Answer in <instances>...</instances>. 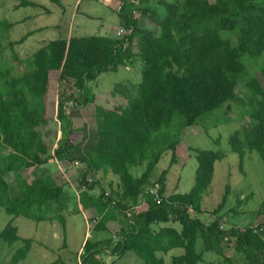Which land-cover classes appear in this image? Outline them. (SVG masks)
Segmentation results:
<instances>
[{"label":"trees","instance_id":"1","mask_svg":"<svg viewBox=\"0 0 264 264\" xmlns=\"http://www.w3.org/2000/svg\"><path fill=\"white\" fill-rule=\"evenodd\" d=\"M51 1L61 4L60 0ZM115 1L119 24L127 30L121 37L51 40L30 56L13 55L22 67L19 70L4 59L3 42L12 47L30 34L10 40L9 31L19 22L0 19V206L8 215L35 222L57 219L64 230V217L52 214L53 206L61 204L62 186L50 185L36 174L28 179L24 173L54 158L68 163L78 160L82 164L77 168L79 187L87 192L96 185L99 189L97 215L109 208L126 219L113 251H132L143 264H197L203 261V253L210 251L222 258L218 264H236L225 255L224 247L233 244L246 264H264V218L245 227H225L223 217L217 216L225 205L229 185L212 210L216 217L208 223L199 217L202 195L211 183L214 163L224 157L222 151L196 150L194 182L185 193H165L167 168L150 181L163 151L171 150L170 165L175 163V138L182 129L232 101H244L249 117L242 130L229 136L239 167L252 150L264 162V86L247 65L258 62L264 83V0ZM20 6L39 4L20 0L16 8ZM221 32L230 33L225 38ZM136 61L142 63L140 80L130 87L115 86L126 103L112 107L96 103L89 84L101 73ZM241 82L247 100L237 92ZM88 103L94 104L97 140L81 150L86 134L73 127L68 111ZM170 126L173 131L163 133L158 141L157 133ZM59 131L61 136L54 145ZM143 164L141 174L134 176L132 167ZM107 170L117 176L116 187L110 184V190H105L98 179L87 180L91 173ZM155 182L160 203L146 191ZM106 191L108 195H104ZM138 205L127 217L126 210ZM107 221L108 216H102L94 228L106 230ZM0 239L10 245L23 241L11 258L13 264L29 250L30 240L20 239L11 222L0 231ZM111 243V238L87 239L82 263L104 264L95 256ZM173 248H181L182 253L166 261L164 254Z\"/></svg>","mask_w":264,"mask_h":264},{"label":"rangeland","instance_id":"2","mask_svg":"<svg viewBox=\"0 0 264 264\" xmlns=\"http://www.w3.org/2000/svg\"><path fill=\"white\" fill-rule=\"evenodd\" d=\"M29 1L39 4V6H20L16 8L20 0H0V19H6L11 23L19 22L14 29H10L9 39L17 40L25 34H30L22 43L12 47L9 46L8 41L3 42V57L12 62L17 70L22 67L13 60V55L24 58L30 56L51 40L64 39L70 36H115V31L119 27L120 19L115 0H60V5L51 0ZM229 33L221 32V35L226 38ZM261 61H259L260 64ZM247 65L249 72L255 75L264 86L258 71V62L249 61ZM128 67L129 69L121 66L116 71L101 73L94 82L89 84L92 92L96 93L98 104L104 105L105 99H111L105 93L107 89L113 91L118 83H133L140 80L141 63L138 61ZM237 92L241 98L247 100V92L242 82L238 84ZM245 104L244 101L228 102L198 118L194 125L182 129L175 138L177 141L175 163L170 165L171 150L163 151L150 179L151 182L155 181L159 174L167 168L165 193H185L190 190L194 182V173L197 167L196 150L213 149L222 151L224 157L214 163L211 183L201 198L199 217L204 222L208 223L216 217L212 215V210L220 202L226 185H229L230 191L225 205L217 214V216L221 215L223 217L222 223L225 227L232 225L245 227L256 224L264 218V162L258 153L252 150L245 154L243 163L239 167L238 155L232 151L229 145L230 134L242 130L249 121V117L245 113ZM85 111H87L85 115L89 114L85 123L82 124L76 118L72 119V125L75 128L81 127L86 134L81 150L91 147L95 138H97L94 129L93 109L89 107ZM56 127H58L57 124ZM161 131L157 133L158 141L162 140L163 133L173 131V126ZM166 139L170 140L172 136ZM143 169L144 164L132 167L131 173L134 176H139ZM107 173L108 176L113 178L114 183H117V176L108 170ZM89 176L95 178L92 173ZM82 190L84 191V189ZM85 193L87 194V192ZM190 215L194 216L195 214L192 211ZM9 222L17 226L18 236L36 243L41 241L47 244L50 249L54 248L55 252L59 253L64 259H68L69 256L74 258L76 250L88 238L85 235L86 223L80 213H75L72 217L66 216L67 249L61 248L63 239L53 236L54 231L58 233V229L54 230L55 228L51 227L49 223L35 222L23 216L14 218L8 215L4 208L0 206V231ZM173 224L178 227L177 223ZM34 242L31 246L36 247ZM3 243L0 240V264H7L10 255ZM224 248L226 252L233 253L234 245L230 244ZM198 249H201V241L198 243ZM180 253H182L181 249H173V255ZM38 254H40L39 251L31 254L33 256L30 255L28 261H33ZM129 256L132 258L129 257L123 264H138L140 262L133 255ZM202 259L203 261L197 264H216L221 261L218 255L210 251L204 252Z\"/></svg>","mask_w":264,"mask_h":264},{"label":"crops","instance_id":"3","mask_svg":"<svg viewBox=\"0 0 264 264\" xmlns=\"http://www.w3.org/2000/svg\"><path fill=\"white\" fill-rule=\"evenodd\" d=\"M117 9H119L118 6H117ZM118 26H120V24ZM137 62L138 61H136L135 63ZM133 64H127L125 67L129 69L128 66L133 65ZM140 78H141V74H140ZM137 82H133V83L125 82V84L123 85L130 87ZM105 93L106 95H109L108 97L111 99H108V98L105 99L104 105L100 103L103 106L110 107L113 105L126 103V99L116 89L113 91H110L107 89ZM70 103L71 102H69V104ZM96 103H99V101L96 100ZM110 103L111 105H109ZM89 107H92L93 109V120H94V125H95V118H94L95 109H94V104L92 103H88L87 105H84V106H72L68 111L71 117V120L73 118H76L78 121L82 122V124L85 123L88 120L87 116L89 115V114L85 115V112H87L85 110L89 109ZM95 127L96 126H94V129ZM78 129H82V128L80 127ZM58 133L59 134L55 139L54 145H57L56 142L61 136V132L59 131ZM96 140L97 138H95L94 142ZM35 174L39 176H43L45 181L50 185L62 186L64 194H63V197L61 198V204L53 206L52 214L57 213L64 217V221H65L64 230L60 222L57 219L53 221H43V222L49 223L51 227H54L55 228L54 230L58 229V233L54 231L53 236L56 238L63 239V242L61 244L62 249L64 248L67 249L66 234H65L66 233V216L72 217V215H75V213H80L83 217L84 222L86 223L87 230L85 232V235L88 236L87 239H89L92 242L105 240L108 238L112 239L111 246L106 247L104 249H100V252L95 256L97 259H102L104 264H123L125 261L129 259V257H131L129 255H133V257H136L137 259H139L140 262L138 264H143V261L139 257H137L132 251H126L125 253H121L120 251H113L116 241H118L121 237L120 230H121V227L124 225L126 219L122 215V213L118 212L117 210L111 213L109 211V208H107L105 212H103L101 215H97L95 197L97 196L96 193L99 191V189L96 185L93 190H91L90 192H87L84 187L83 188L79 187L80 185H79V179H78V175H79L78 169L74 167L72 163H68V162H65L64 160L56 159V158L50 159L47 163L41 166L29 168L24 173V176L28 177V179H31L34 177ZM94 177L96 180L97 179L99 180L100 184L104 187L105 190H110V184H112L113 187L117 186V183H114L113 178L108 176L107 172L104 173V172L99 171L97 174H94ZM82 189H84V191ZM85 192H87V194ZM90 194L94 196H91ZM96 215L100 216V219L102 216H108V221L106 222V228H107L106 230H96L94 228V225L91 223V221ZM163 225H167V224H160L159 226H163ZM172 225L174 226L173 223ZM159 226L157 225L156 228ZM15 227L17 228V226ZM175 228L179 230L180 226L178 225V227H175ZM19 238L26 239L20 236ZM87 239H85L84 242ZM2 241L4 242L3 245H5V249H7L10 255L9 262L7 264H13L11 263V258L13 254L15 253V251L23 245V241L18 240L11 245L7 244L4 240ZM30 241L32 242V240ZM31 242H30L29 250L27 254L25 255V257L19 262H17L16 264H83L82 263V252H83L84 242H82L78 250H76V254L74 258L72 256H69L68 259L62 258V256L59 253L55 252L56 250H54V248L50 249L47 244L41 241L37 243L33 241L36 247H34L33 245L31 246V244L33 243ZM173 249H176V248H173ZM173 249H170L167 253L164 254L163 257L166 261H169L171 259V256L173 255ZM37 251H39L40 254H38V256L36 255L34 256L38 258L35 257L33 261L31 262L28 261L30 259L29 258L30 255L34 254V252H37ZM225 255L233 258L236 264H246V260L243 258V256L238 254L234 249H233V253H228L225 251ZM219 258L221 260L220 261L221 263L222 258L220 256ZM91 263L94 264V262H91Z\"/></svg>","mask_w":264,"mask_h":264},{"label":"built area","instance_id":"4","mask_svg":"<svg viewBox=\"0 0 264 264\" xmlns=\"http://www.w3.org/2000/svg\"><path fill=\"white\" fill-rule=\"evenodd\" d=\"M127 32V30L124 28V27H122V26H119L117 29H116V31H115V36L116 37H121L123 34H125ZM72 165L74 166V167H80L82 164H81V162L80 161H78V160H73L72 161ZM95 178H92V177H90L89 175L87 176V180L90 182V181H93ZM158 189H159V184L157 183V182H155L152 186H150L149 188H147L146 189V191L147 192H149L150 194H153L154 195V199H155V202L156 203H160L161 202V198L158 196ZM96 194H98V192L96 193ZM104 195H108V191H106L105 193H104ZM139 207V205L138 206H134V207H132L131 209H129V210H126V216L127 217H130V216H132V214L134 213V212H136L137 211V208ZM188 211L191 213L192 211H193V208L191 207V206H189L188 207ZM99 219H100V216H95L93 219H92V221H91V223L93 224V225H95L98 221H99ZM82 254H83V252H82Z\"/></svg>","mask_w":264,"mask_h":264}]
</instances>
